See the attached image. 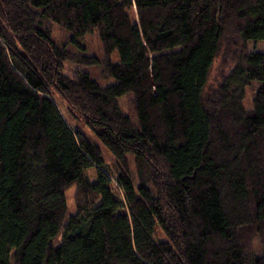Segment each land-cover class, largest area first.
<instances>
[{
  "label": "trees",
  "instance_id": "obj_1",
  "mask_svg": "<svg viewBox=\"0 0 264 264\" xmlns=\"http://www.w3.org/2000/svg\"><path fill=\"white\" fill-rule=\"evenodd\" d=\"M94 31L102 59L73 57ZM226 33L240 52L206 94ZM258 40L264 0H0V264H264V52L244 46Z\"/></svg>",
  "mask_w": 264,
  "mask_h": 264
},
{
  "label": "rangeland",
  "instance_id": "obj_2",
  "mask_svg": "<svg viewBox=\"0 0 264 264\" xmlns=\"http://www.w3.org/2000/svg\"><path fill=\"white\" fill-rule=\"evenodd\" d=\"M51 34L52 37L59 43H65L67 42V34L61 30L58 26L54 25L53 27L51 26ZM82 44L84 46L85 50H81L79 48H76L72 45H68L67 47L69 51L71 52L72 56L74 55H81L83 53L84 55L91 56L94 55L100 59H102V47L100 40L98 38L97 32H92L88 35H85L82 39ZM241 41H239L235 36L232 34H227L224 37V41L222 43L221 49L218 53V55L215 57L213 64L210 68L209 71V77H208V82L206 84V94L207 93H213L218 84L222 80V75H224L228 68L233 64L234 62V56L235 54L237 55L240 51L238 48H241L240 46ZM246 50H254L256 52H264V40H258V41H248L244 44ZM117 53L115 52L113 54L112 59L117 60ZM232 59V61H231ZM86 70L90 73V75L96 79L99 83L105 84V83H113L114 80L112 78L106 79L103 78L101 75L100 67L99 66H83L78 63H74L70 60L65 61L63 65V72L69 76H73L77 70ZM257 84H259L256 81H253L252 86L247 88L246 94H245V105L248 107L251 103V97L253 96L252 94L255 92V86L257 88ZM52 96L58 105V108L67 121V123L72 127V128H77L80 129L83 133L86 135H89L93 137V133L90 131V129L85 125L84 119L82 116H80L78 113L73 112L67 102L60 96V94L52 92ZM119 105L124 113H127L129 115H133L134 112V107L132 103V98L130 94L124 95L119 99ZM94 138V137H93ZM103 156H104V161L109 167L114 166V159L110 154L107 152L103 151ZM130 169L131 172L135 175V164L132 159H130ZM86 175L91 179L94 178V169H88L86 171ZM136 178V176H135ZM75 194H76V186H70L66 192H65V197H66V205H67V215L73 213L75 211L76 207V202H75ZM155 237L158 240H163L165 239V236L162 232V230L156 228L155 229Z\"/></svg>",
  "mask_w": 264,
  "mask_h": 264
}]
</instances>
